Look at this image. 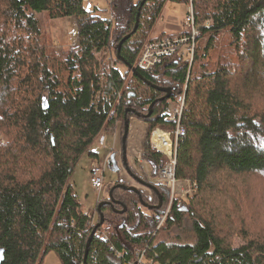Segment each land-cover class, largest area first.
<instances>
[{"label": "trees", "instance_id": "obj_1", "mask_svg": "<svg viewBox=\"0 0 264 264\" xmlns=\"http://www.w3.org/2000/svg\"><path fill=\"white\" fill-rule=\"evenodd\" d=\"M167 1L110 0L108 10H89L84 0H0V264H43L51 252L61 264H130L137 250L146 251L144 264H264L263 225L249 204L264 177V0H192V63L174 56L141 69ZM37 13L75 17L77 43L58 52ZM154 86L174 96L186 87L176 175L193 196L175 200L156 232L170 190L152 183L150 199L139 189L142 203L117 189L127 212L103 206L105 222L93 234L101 202L95 221L70 184L74 170L83 156H97L103 132L122 139L125 121L137 117L148 123L144 158L158 176L168 159L150 136L175 124L165 115L170 99L159 101L165 94ZM160 197L161 209L143 207Z\"/></svg>", "mask_w": 264, "mask_h": 264}, {"label": "rangeland", "instance_id": "obj_2", "mask_svg": "<svg viewBox=\"0 0 264 264\" xmlns=\"http://www.w3.org/2000/svg\"><path fill=\"white\" fill-rule=\"evenodd\" d=\"M84 5L89 10L96 8L108 10L110 6V0H84ZM188 7L189 5L184 1H167L164 13L155 26L152 36L154 37L155 34L157 36L159 33L168 34L176 32L174 34H179L185 32L187 29L185 24L188 16ZM110 16V11L104 13V17L109 19ZM36 17L39 19L41 27L43 28V31L46 33V35L48 37H52L54 40V46L58 52L68 50L71 46L77 43L76 37L78 24L75 17L50 19L45 13H37ZM107 55V57H110L108 53ZM122 70L124 69L122 68ZM110 132L111 131L102 133L99 140L92 147V151L96 153L97 156H83L75 168L73 176L70 180V184L73 185L79 200L83 205L84 212L87 215L94 216L95 219L98 218L95 213L96 205L100 202L102 203L108 200L109 191L119 181H122L126 185L134 186L140 189L145 195L152 199V193L150 191L151 189L137 183L127 172L126 168H124L122 159V139L119 137L118 133L114 134L111 132L112 134H110ZM112 160H114L116 164L110 165ZM96 161H99L105 165V187L101 192L96 191L92 186L90 171L91 168L96 165ZM129 168L131 169L132 173L135 174V176L152 184V182H150L146 176L144 177L141 175H145L147 171L148 173H152V168L150 166L143 167L139 163L134 165L129 163ZM252 191V196L254 198H252L253 202L252 200L249 201V204L256 220L255 223L263 225L262 227L256 229L257 233L264 230V177L259 179L256 184L254 182ZM248 221L249 217L245 220V224H247ZM230 226L235 227L236 225L234 223ZM241 239L242 238L239 236L234 237V244L239 245L242 242ZM43 264H61V262L58 256L51 252L47 254Z\"/></svg>", "mask_w": 264, "mask_h": 264}, {"label": "built area", "instance_id": "obj_3", "mask_svg": "<svg viewBox=\"0 0 264 264\" xmlns=\"http://www.w3.org/2000/svg\"><path fill=\"white\" fill-rule=\"evenodd\" d=\"M180 1L187 2L189 5L188 16L185 24L187 27L186 31L174 35L167 34L164 37L155 35L153 39L146 43L141 52L137 64L141 69L151 70L160 65L164 59L174 56L188 58L192 63L198 36V28L194 17L193 1ZM108 20L110 22L114 20L112 14ZM185 103L186 87L182 94L175 95L172 100H169L168 109L165 112L167 119L175 124V130L167 131L157 128L150 136L152 148L164 154L167 157L168 162L159 170L157 177H152L151 173H148V171L145 175L141 174L144 177L146 176L150 182L163 185L170 190V203L168 207L165 211L157 213L154 216L156 232H158L165 224L171 213L172 204L175 200L188 201V199L193 196V185L186 180L178 179L176 175L178 141L186 135V129L181 124ZM129 123L130 126L126 150L127 161L132 165L139 163L143 167H148L150 165L144 158V148L149 130L148 123L136 117L131 118ZM104 177L105 165L96 161V165H94L91 170L92 186L96 191L101 192L104 190ZM91 217L96 221L97 218L95 219L94 216ZM145 252V250H137L135 252L136 259L130 264H144L143 259Z\"/></svg>", "mask_w": 264, "mask_h": 264}, {"label": "water", "instance_id": "obj_4", "mask_svg": "<svg viewBox=\"0 0 264 264\" xmlns=\"http://www.w3.org/2000/svg\"><path fill=\"white\" fill-rule=\"evenodd\" d=\"M145 2V1H144ZM144 2L141 4V6H143ZM31 15H33V13H31ZM137 26H138V23L136 24L135 26V29H134V32L136 31L137 29ZM130 37V35L126 36L119 44L118 46V53H120V50H121V46H122V43L127 40L128 38ZM131 71L133 73L136 72V69L135 68H131ZM155 89L161 91L162 93L165 94L164 97L160 98L159 101H165V100H169L171 99L173 96H174V89L172 88H160V87H157V86H154ZM153 107V104L149 107V109L151 110ZM138 116H142L141 114H138ZM149 115H147L146 117H149ZM129 126H130V123L128 120L125 121V124H124V134H123V137H122V159H123V164L127 170V172L137 181L139 182L140 184L146 186L147 188L151 189V190H155L157 191V189L155 188V186H153L152 184L146 182L145 180H142L141 178L135 176V174L132 173L131 169L129 168V163L127 162V155H126V150H127V139H128V134H129ZM112 164H116L114 162V160H112V162H110ZM117 189H122L123 191H127V192H132V193H135L137 195H139L140 197V200L141 202L143 203V199L141 198V195H140V191L138 188L134 187V186H129V185H126V184H117L115 185L114 187L111 188V190L109 191V201L107 202H102L100 203V205L98 206V214L100 215V222L98 223V225L96 226V228L93 230V234L96 233L98 227H100L101 225L104 224V216L103 214H101V209L103 206L105 205H110L111 207L114 208V206L116 204H120L121 207H122V210L121 211H116L118 212L120 215H123L124 213L127 212V207L125 205H123L122 203H120L119 201H117L115 198H114V192L115 190ZM161 197H160V202L158 205H155V206H147L146 204H143V207L144 208H147L148 210H159L162 208V201H161ZM90 242L88 243V247H87V250H86V257L88 256V253H89V246H90Z\"/></svg>", "mask_w": 264, "mask_h": 264}, {"label": "crops", "instance_id": "obj_5", "mask_svg": "<svg viewBox=\"0 0 264 264\" xmlns=\"http://www.w3.org/2000/svg\"><path fill=\"white\" fill-rule=\"evenodd\" d=\"M164 13V12H163ZM174 33H176V32H174ZM174 33H168V34H174ZM160 34V33H159ZM167 34V33H166ZM156 35V34H155ZM158 35V34H157ZM110 134H112L111 132H110ZM114 134H117L116 132L114 133ZM91 170H92V168H91ZM91 172V171H90ZM73 186V185H72Z\"/></svg>", "mask_w": 264, "mask_h": 264}, {"label": "flooded vegetation", "instance_id": "obj_6", "mask_svg": "<svg viewBox=\"0 0 264 264\" xmlns=\"http://www.w3.org/2000/svg\"><path fill=\"white\" fill-rule=\"evenodd\" d=\"M124 168H125V166H124ZM134 179V178H133ZM135 180V179H134ZM136 181V180H135ZM137 182V181H136ZM137 183H139V182H137ZM140 184V183H139ZM142 185V184H141ZM142 186H144V185H142ZM144 187H146V186H144ZM107 201H109V197H108V200H106L105 202H107Z\"/></svg>", "mask_w": 264, "mask_h": 264}]
</instances>
